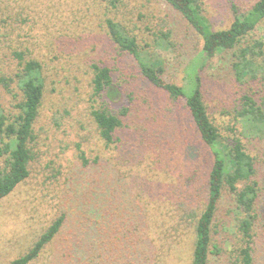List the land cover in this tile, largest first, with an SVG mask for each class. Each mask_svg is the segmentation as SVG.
Returning a JSON list of instances; mask_svg holds the SVG:
<instances>
[{
	"label": "rangeland",
	"instance_id": "obj_1",
	"mask_svg": "<svg viewBox=\"0 0 264 264\" xmlns=\"http://www.w3.org/2000/svg\"><path fill=\"white\" fill-rule=\"evenodd\" d=\"M113 1L49 0L34 22L4 23L0 77L18 72L14 51L21 50L27 59L42 61L46 97L31 143L30 175L0 200V264L27 252L63 212L68 213L63 230L30 264H191L193 224L205 202L210 152L184 104L168 108L167 96L112 41L106 19L136 36L143 51L164 62L165 80L179 85L186 83L185 66L203 39L166 0ZM255 1L201 0V6L211 28L218 30L230 26L236 10L245 12ZM251 34L248 41H264V24ZM156 35L164 37L165 45H159ZM93 63L111 68L118 90L112 97L94 94ZM232 63L228 54L209 61L200 71L203 92L220 132L229 142L240 137L255 158L253 179L260 194L252 247L255 264H264V131L244 136L238 113L244 94L258 101L264 97V77L241 82ZM20 98L15 83L11 91L0 83V105L7 114L18 113ZM123 107H129V114L123 116L117 140L106 145L93 110L119 113ZM147 128L149 136L142 137ZM82 154L100 164L84 165ZM4 161L0 156V169ZM96 178L102 188L94 191ZM238 218L234 194L225 191L213 224L209 264H236ZM138 247L146 249L141 258L135 253Z\"/></svg>",
	"mask_w": 264,
	"mask_h": 264
},
{
	"label": "trees",
	"instance_id": "obj_2",
	"mask_svg": "<svg viewBox=\"0 0 264 264\" xmlns=\"http://www.w3.org/2000/svg\"><path fill=\"white\" fill-rule=\"evenodd\" d=\"M112 1V0H111ZM117 1V0H115ZM113 1V3H115ZM49 0H0V36L8 19H14L24 26L42 12V6ZM180 12L202 37L203 46L195 58L185 66L186 83L179 85L164 78V62L152 58L149 51H143L137 37L127 32L118 21L107 18V31L117 46L128 52L136 60L138 68L147 82L161 94L167 96L168 108L174 105L187 110L188 119L195 127L203 146L210 152L212 164L206 183V197L200 215L193 224L194 249L191 264H209L212 231L219 203L225 191L234 194L239 210L238 229L241 245L238 248L236 264H255L253 256V226L257 218L256 205L260 187L253 179L257 168L255 158L246 150L243 140L234 137L229 142L210 117L202 85L201 70L211 60H222L226 54L233 60V71L237 80L247 82L264 77V41L252 39L251 32L264 24V0H256L245 12L235 13L230 26L213 30L203 14L201 0H166ZM160 46L165 45L163 36L157 37ZM14 55L20 61V67L14 77L1 76L0 83L9 91L15 83L21 92V98L15 104L18 113L10 116L0 105V156H4V167L0 169V200L11 194L16 187L30 175V163L33 159L32 145L36 139L35 124L40 108L46 97V78L42 61L25 57L21 50ZM94 76L92 86L95 95L113 96L118 92L112 70L109 66L92 64ZM243 107L238 111L244 125L243 135L258 137V129L264 131V97L256 100L248 93L242 97ZM129 107H123L119 113L106 108H96L93 116L99 128L100 136L110 145L118 138L123 126V116L129 114ZM149 136L151 130L146 129ZM84 165H99L100 161L81 155ZM193 176L197 174V169ZM94 176V175H92ZM100 179H94L92 189L102 188ZM244 182L243 187L239 184ZM68 213L58 215L39 236L30 249L12 259L8 264H30L38 259L63 230ZM190 218V217H189ZM152 246L153 243L151 242ZM138 246V245H137ZM150 246V244H149ZM135 253L141 258L146 249L139 248Z\"/></svg>",
	"mask_w": 264,
	"mask_h": 264
}]
</instances>
